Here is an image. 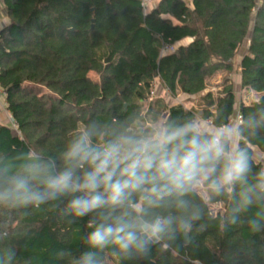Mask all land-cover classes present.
Wrapping results in <instances>:
<instances>
[{"label": "trees", "instance_id": "16d2710c", "mask_svg": "<svg viewBox=\"0 0 264 264\" xmlns=\"http://www.w3.org/2000/svg\"><path fill=\"white\" fill-rule=\"evenodd\" d=\"M2 1L9 22L0 30V89L15 128L0 121V171L24 174L36 156L63 167L67 144L87 125L95 124L102 142L197 117L221 127L239 111L241 132L229 146L249 155L247 184L219 193L203 184L207 198L195 188L182 197L197 214L190 244L177 233L146 255L111 247L100 254L105 264H264V219L253 231L258 205H242L264 171L255 158L264 152V0H160L147 13L143 0ZM93 71L100 83L90 79ZM219 73L225 78L214 93L208 80ZM237 73L245 96H257L249 105L237 101L230 78ZM158 81L174 98L199 96L201 112L153 99ZM67 200L0 205V264H9V251L10 264H72L87 250L97 214L74 218ZM213 204L223 213L214 215Z\"/></svg>", "mask_w": 264, "mask_h": 264}, {"label": "clouds", "instance_id": "9594fccd", "mask_svg": "<svg viewBox=\"0 0 264 264\" xmlns=\"http://www.w3.org/2000/svg\"><path fill=\"white\" fill-rule=\"evenodd\" d=\"M95 128L87 125L69 141L63 167L36 156L24 174L0 171V205L38 207L63 197L68 198L72 217L97 214L85 237L87 250L72 264H105L100 253L109 247L131 257L146 255L165 237L175 240L182 233L186 238L197 218L182 198L187 192L200 184L216 193L247 184L249 155L229 146L240 135L238 126L209 130L194 119L160 126L151 134H121L102 142ZM253 204L258 205L257 218L249 226L258 231L264 219V171L242 194L243 207ZM165 207L174 208L175 214L153 211ZM13 256L7 253L9 264Z\"/></svg>", "mask_w": 264, "mask_h": 264}, {"label": "rangeland", "instance_id": "374dc122", "mask_svg": "<svg viewBox=\"0 0 264 264\" xmlns=\"http://www.w3.org/2000/svg\"><path fill=\"white\" fill-rule=\"evenodd\" d=\"M159 1L160 0H152V4L150 7L156 6L159 3ZM185 43L183 41L178 46L184 45ZM243 54H244V51H242L240 53V57ZM226 75L229 76V74H226ZM89 77L93 82L100 83V76L97 72H95V71L91 72L89 74ZM224 78H225V73H219L216 76H214L213 78L209 79L208 80V88H209L208 90H213L214 93H217L218 90L220 89L219 86L222 84ZM230 78L233 79V83L235 85V93L237 96V101H238V103H240V101H244V98L246 97L245 94L240 89V86H241L240 81H239L241 79L240 75H239V73H237L236 75L232 74V75H230ZM156 89L158 90V92L155 94L153 99H162L169 105H183L184 107H186L188 109H194L196 112H201V109H202L201 106L204 105V103L202 102V100L199 96L189 97V96H186L183 94H179L177 97L174 98L170 95V93L168 91L161 90L159 83H158V88H156ZM197 118H198V120L203 122L201 117H197ZM1 122L4 124H8V125L12 126L13 128H15L14 125L12 124V122H3V121H1ZM161 124L162 123L160 122V124L158 126L160 127ZM203 124H205V123H203ZM233 142H234L233 143V146H234V145H237L238 141L233 139ZM255 158L257 161H259L258 156H255ZM194 188L202 197L207 198L206 189L203 186V184L195 186ZM210 208H211V211L214 215H217L219 213H223V210H224L222 204H213L210 206Z\"/></svg>", "mask_w": 264, "mask_h": 264}, {"label": "crops", "instance_id": "0c3cea01", "mask_svg": "<svg viewBox=\"0 0 264 264\" xmlns=\"http://www.w3.org/2000/svg\"><path fill=\"white\" fill-rule=\"evenodd\" d=\"M8 22H9V20H8L6 8L3 5V1L0 0V30L3 27H5L8 24ZM184 43H185L184 45H188L189 43H191V40L190 39H186V40H184ZM239 81L241 83V79ZM158 83H159V81H158ZM256 100H257V96L255 94L250 95V97H245L244 98V102L247 105L251 104L252 102H254ZM0 121L12 122L11 115H10V113L7 110L5 99L1 100V102H0ZM209 130H213V129L209 127ZM255 156H258L259 161L262 162L263 165H264V152L256 151V155Z\"/></svg>", "mask_w": 264, "mask_h": 264}, {"label": "built area", "instance_id": "2783aa9c", "mask_svg": "<svg viewBox=\"0 0 264 264\" xmlns=\"http://www.w3.org/2000/svg\"><path fill=\"white\" fill-rule=\"evenodd\" d=\"M151 4H152V0H143V6H144V10L146 13L149 12ZM165 51L173 52L174 47H167L165 49ZM156 88H158V82H156L154 85V90L152 93L153 96H155V94L158 92V90ZM162 90H164V89H162ZM164 91H166V90H164ZM4 98H5V93H3V91L0 89V102H1V100H4ZM242 122H243L242 116L239 114V111H237L236 114L234 115V117L229 120L228 124H226L224 126L232 125V126H238L239 127L242 124ZM202 123H205L208 127L212 128V129H215L217 127V126L213 125L212 120H206V121H203ZM221 127H223V126H221Z\"/></svg>", "mask_w": 264, "mask_h": 264}, {"label": "water", "instance_id": "95a60500", "mask_svg": "<svg viewBox=\"0 0 264 264\" xmlns=\"http://www.w3.org/2000/svg\"><path fill=\"white\" fill-rule=\"evenodd\" d=\"M184 244L185 245H189L190 244V236H188V237H184ZM152 264H154V263H152Z\"/></svg>", "mask_w": 264, "mask_h": 264}]
</instances>
